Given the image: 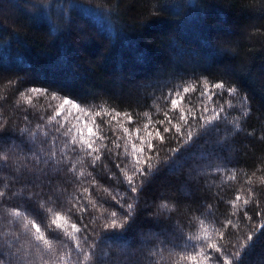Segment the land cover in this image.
<instances>
[{
	"label": "trees",
	"instance_id": "1",
	"mask_svg": "<svg viewBox=\"0 0 264 264\" xmlns=\"http://www.w3.org/2000/svg\"><path fill=\"white\" fill-rule=\"evenodd\" d=\"M205 80L209 88L223 82L237 89L232 96L223 93L214 97L210 108L218 106L215 101L224 103L225 99L234 107L225 103L221 119L210 126L212 130L178 153L169 151L178 147L171 134H164V143L153 139L159 153L152 160L154 174L136 193L128 191L107 153L95 167L83 153L69 154L77 173H85L81 180H91L88 172L95 177L94 188L87 182L78 183L75 175L65 170L68 163L48 157L49 149L54 148L59 160L61 141L67 140L55 132L59 125L48 123L58 111L61 115L57 120L64 123L61 131L75 126L84 128L87 134L84 124L76 119L89 120L92 126L89 116L81 112L83 108L90 116L101 112L110 122L100 135L115 138V128V136L125 138L120 124L130 131L139 128L146 135L143 129L149 117L144 113L154 121L162 120L163 111L170 108L162 98L178 87L195 83L197 92L186 94L181 108L202 110L201 100L207 98L198 92ZM30 88L46 89L47 94L29 93ZM21 93L30 102L22 99ZM65 98L80 107L63 105ZM157 103L162 109L159 113ZM117 112L122 115L113 121ZM169 115L173 113L169 111ZM0 117L5 122L0 139L9 145L19 144L22 139L27 141L31 132H37L34 151L39 153L43 148L44 154L38 166L32 160L27 172L22 169L17 173L13 161L23 163L31 154L25 151L17 157L10 153L0 180L17 192L22 188L36 192L43 186L44 194L59 197L61 202L72 200L83 187H89L97 207L88 204L89 211L74 215L70 222L89 226L88 242H96L97 259L107 253L105 264L109 259L121 264H155L160 257L152 253L157 251L163 256L160 264H169L170 252L191 251L193 244L199 247L202 243L188 240L203 234L201 220L208 227V243L235 251L232 245L264 223V0H0ZM100 119L96 117L97 122ZM38 126L49 133V143L41 144L45 137ZM25 128L29 131L21 135ZM54 138L56 145L51 144ZM132 140L139 144L135 136ZM121 144L123 147V139ZM104 163L109 169L103 167ZM110 172H116V177L111 178ZM233 172L235 179H227ZM248 189L252 191L251 200L248 205L238 202L237 208L243 211H237L229 201ZM113 196L121 203H133L134 211L122 234L108 238L101 213L124 211ZM13 205L26 213V205L19 198L0 207L4 264H43L42 254L32 247L36 242L26 232H17L18 225L26 221L8 214ZM30 210L43 215L35 206ZM233 212L237 215L232 216ZM227 219L237 227L223 228ZM217 229L224 233L222 240ZM254 240L239 264H264V228ZM214 255L223 260V253ZM47 258L43 254V259Z\"/></svg>",
	"mask_w": 264,
	"mask_h": 264
},
{
	"label": "snow or ice",
	"instance_id": "2",
	"mask_svg": "<svg viewBox=\"0 0 264 264\" xmlns=\"http://www.w3.org/2000/svg\"><path fill=\"white\" fill-rule=\"evenodd\" d=\"M12 83V82H9ZM219 90V91H213ZM29 93H43L47 94L46 89L41 88H30L27 90ZM189 92H197V87L195 83L190 84L187 87H178L177 89L170 91L163 96V102L167 106L170 104L168 110L163 111V119L154 121L149 113H144L148 116V123L144 125L143 132L146 135H142V130L139 128L133 129L124 127L120 124L119 127L125 134V138L120 136H115L116 129L113 128V136L115 138L100 135L98 133L102 132L103 126L109 121H105L101 112L97 111L94 115L89 114V110L81 108V112L85 116H89L91 125H89V120H80L77 116L76 119L84 124L87 129V134L85 135L84 128H78L75 126L69 127L64 131V123L57 120V117L61 115L58 111L55 115L48 118V123H55L59 125L55 127V132L59 133L61 136L67 138L65 141H61L62 146L59 147V160H57V151L54 148H50L48 151V157L57 163H68L70 166L65 170L71 172L75 175L76 181L80 184L89 183L93 188L97 184L95 177L91 172L87 173V177H91L88 181L81 180V177L85 176L83 170L77 173L76 165L71 163L70 153H83L86 158H89L92 167H95L98 162H101L105 158V153H107V159L113 160L115 163V168L119 171V174L123 177L124 182L128 185V191L130 193H136L140 187L146 182V178L153 172L152 160L154 156H158L159 153L156 151V145L152 143L153 139H158L160 143H164L166 136L165 133L171 134L172 139L178 144L175 149H169L174 153H178L180 148L185 145H191L195 139L199 136L206 134L211 131L212 125L215 121L221 119V114L225 111L224 104H228L229 107H234L230 100L225 99L224 103H219L215 101L218 106L209 107V103H213L214 97L222 96L223 93H227L229 96L234 95L237 89L234 87H229L223 82L214 83L209 88L208 82L205 80L199 90L198 94L200 97H206V100H201V106L193 110L188 107L187 110L181 108V105L185 104L186 94ZM22 99L30 98L26 97L24 93H21ZM55 99V97H53ZM190 103V101H188ZM71 104L72 107H80L74 101L65 98L63 105ZM61 105V108H63ZM161 106L159 103L156 105L157 113L161 112ZM169 111L173 115H169ZM246 114V112H245ZM122 114L117 112L112 120L115 121L118 116ZM96 117H100V122H97ZM129 123L132 122L131 115L127 116ZM67 118H65V122ZM119 123V122H117ZM167 123L169 127H163ZM158 124L159 127L153 128L152 126ZM5 127V122L3 118L0 117V131H3ZM238 128V123L236 124ZM162 129V131H161ZM29 131V129H21V135L24 132ZM38 131L42 133L45 137L41 144L49 143L47 137L48 132L43 131L42 126H38ZM139 141V144L133 142L132 137ZM37 139V132H31V135L27 141L21 140L19 144L12 143L7 144L5 141L0 139V171H3L8 167L10 161V153L16 155L17 157L22 156L25 151L31 155L24 157L23 163L19 160L13 161V165L17 173H20L23 169L25 172L28 170V163L32 160L36 162V166L39 162L44 159L43 148L40 152L34 151L35 141ZM123 139V147L121 141ZM108 143H104V141ZM97 141H100L97 144ZM52 145L57 144L56 138L51 141ZM117 149L119 151H114ZM80 164L84 163V160L79 161ZM105 169H109L107 163L103 164ZM129 168L131 169V174H129ZM116 172H110V177L115 178ZM143 178V179H142ZM227 179H235V173H231ZM249 183L251 181L249 180ZM43 187V186H42ZM36 192H26L22 188L19 192L9 189V185L0 180V207L13 198H19L24 201L26 205V213H22L18 210V205L11 206L9 210V215L11 217H23L24 222L22 226L17 227V232H26L36 243L32 246L34 252L42 254L43 264H105V258L107 253L102 254V256L96 258V242L89 243V232L88 225L85 224L83 227L78 226L76 222H70L72 217L79 213H86L89 211L88 204H91L93 208H96V203L90 198L91 192L89 187H83L80 195L74 197L72 200L66 202H61L59 197H54L53 195L44 194L43 190ZM8 189V190H6ZM58 191V190H57ZM108 191V189H104ZM87 194V196L85 195ZM252 196L251 189H248L246 194L241 195L237 193L233 201H229L233 208H237V203H242L243 205H248ZM116 200L117 204H120L121 208L124 209L123 212H118L112 210L108 212L105 210L101 213L104 216V223L102 225L103 230L107 233L108 238L113 236H120L122 231L125 229V225L128 224L130 218L133 216L134 204L133 203H121L120 199ZM33 206L42 210L43 215L40 213H35L30 209ZM103 208V205L99 206ZM163 208H167V204L162 205ZM75 210V211H74ZM237 211H243L242 208H237ZM48 214H51L50 216ZM260 213H257L259 215ZM237 212H233L232 216H236ZM244 215L248 217L247 212ZM100 217H96L99 219ZM251 220V217H248ZM64 223H60V221ZM50 221V222H48ZM80 222L83 223V217H80ZM65 225H68L65 227ZM236 228L237 225L233 223L232 219H227L223 223V228L228 226ZM69 228L71 231H69ZM264 228V223L257 226L256 229H252L250 234L244 236L239 243L232 245L235 251L227 252L221 245L217 243H208L210 239L208 235V227L205 225L203 220L200 221V230L203 233L197 234L196 236L188 237V240L202 241V243L197 247L196 244L192 245L191 251L188 249H181L175 253H169L168 261L169 264H204V262L213 261V264H239V260L244 250L251 247L255 240L254 236ZM217 231H220L217 229ZM224 238V233L220 231V239ZM59 246L58 248L56 246ZM88 249L87 251L85 249ZM17 253H21V249H16ZM75 252V258H74ZM215 253H223V260L220 256H215ZM43 254H47L48 258L43 259ZM154 256L163 258L162 252L157 251L152 253ZM15 258V257H14ZM160 259L155 261V264H160ZM0 264H4L2 258V253H0ZM108 264H121L118 260H108Z\"/></svg>",
	"mask_w": 264,
	"mask_h": 264
}]
</instances>
